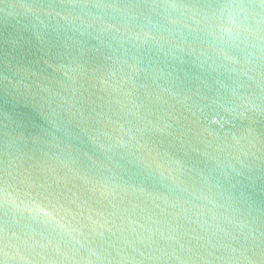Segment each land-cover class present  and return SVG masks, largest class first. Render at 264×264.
<instances>
[{"label":"water","instance_id":"1","mask_svg":"<svg viewBox=\"0 0 264 264\" xmlns=\"http://www.w3.org/2000/svg\"><path fill=\"white\" fill-rule=\"evenodd\" d=\"M0 264H264V0H0Z\"/></svg>","mask_w":264,"mask_h":264}]
</instances>
